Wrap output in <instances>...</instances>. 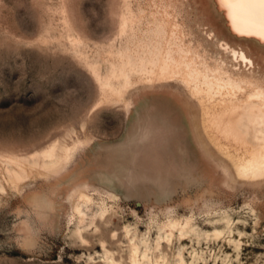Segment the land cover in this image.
Wrapping results in <instances>:
<instances>
[{
    "label": "rangeland",
    "instance_id": "obj_1",
    "mask_svg": "<svg viewBox=\"0 0 264 264\" xmlns=\"http://www.w3.org/2000/svg\"><path fill=\"white\" fill-rule=\"evenodd\" d=\"M168 1L0 0V264H107L105 251L128 262L133 234L154 244L159 227L187 219L198 234L164 243L171 264L182 246L187 264L195 255L197 264H264V180L223 185L186 132L185 107L201 119L186 90L134 79L122 102L106 100L104 81L138 33L124 32L126 10L145 24L154 2ZM189 2L180 20L197 37L201 25L235 40L212 0ZM244 44L264 86V48ZM50 146L67 152L58 173L42 168ZM83 194L92 203L81 222ZM225 213L239 249L213 235Z\"/></svg>",
    "mask_w": 264,
    "mask_h": 264
},
{
    "label": "bare ground",
    "instance_id": "obj_2",
    "mask_svg": "<svg viewBox=\"0 0 264 264\" xmlns=\"http://www.w3.org/2000/svg\"><path fill=\"white\" fill-rule=\"evenodd\" d=\"M187 1L184 3L183 0H169L161 4L154 2L150 5L152 12L145 24L142 19L135 21L137 15L132 8L126 10L130 14L131 24L126 21L130 26L124 28V32L133 31L137 27L138 33L132 37L127 49L119 55V64L112 65L110 74L104 81V94L110 103L122 102L133 86L134 79L147 86L158 87L166 84L170 88L169 93L173 95H179L181 92L174 90L179 85L182 86L186 90L183 95L192 102H197L201 109L199 121L196 109L185 107L189 121L186 132L204 159L221 171L223 185L235 191L240 180L254 183L264 180V86L253 80L257 74V60L252 53L253 46L251 52L244 44L253 41L257 46L264 48V4L259 0L242 4H225L222 0H212L217 13L225 21V28L235 39L230 41L220 36L222 32L215 33L214 29L208 31L202 29L201 25L198 26L197 37L187 25V21L180 20V8L185 7V4L190 6L189 0ZM141 7H137L138 12L143 14L145 9L143 11ZM119 13L117 15L122 11ZM124 15L121 14V17ZM125 20L127 19H124V22ZM192 37L195 40L191 39ZM66 155L67 152L58 155L54 148L44 150L41 154L44 160L43 170L60 172L63 168L62 159ZM71 158L69 155L64 162L68 163ZM80 201L82 204H79L76 210L83 222L87 216L84 206L91 204L92 199L83 194ZM106 213L107 211H102L97 216L103 218ZM217 223L224 228L215 230L214 237H227L230 243L235 244V249H239L240 242L237 243L233 238L235 223L230 216L223 214ZM159 231L154 244L147 235L139 238L133 234L129 238V257L126 260L128 262L122 258L117 260L111 257L107 251L105 262L171 264L168 255L163 251L164 243L169 246L177 234L180 240L198 234V229L191 219L184 223L172 221L159 227ZM130 232L128 230V234ZM162 232H165V236ZM205 235L209 237V234ZM239 236L241 237L242 233H239ZM184 250L185 246H182L177 255V264H187ZM199 260L201 258L195 255L190 264H197Z\"/></svg>",
    "mask_w": 264,
    "mask_h": 264
},
{
    "label": "snow or ice",
    "instance_id": "obj_3",
    "mask_svg": "<svg viewBox=\"0 0 264 264\" xmlns=\"http://www.w3.org/2000/svg\"><path fill=\"white\" fill-rule=\"evenodd\" d=\"M223 3L225 4H231V3H237V4H242V3H252L253 0H222ZM261 4H264V0H259Z\"/></svg>",
    "mask_w": 264,
    "mask_h": 264
}]
</instances>
